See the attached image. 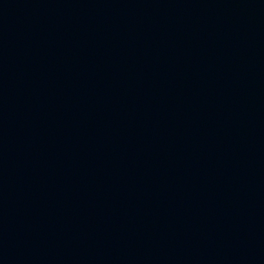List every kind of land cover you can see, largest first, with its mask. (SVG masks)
I'll return each instance as SVG.
<instances>
[{
  "label": "water",
  "instance_id": "95a60500",
  "mask_svg": "<svg viewBox=\"0 0 264 264\" xmlns=\"http://www.w3.org/2000/svg\"><path fill=\"white\" fill-rule=\"evenodd\" d=\"M0 264H264V0H0Z\"/></svg>",
  "mask_w": 264,
  "mask_h": 264
}]
</instances>
